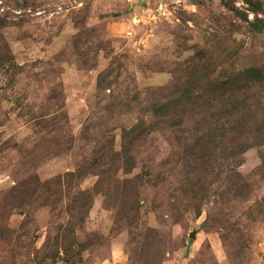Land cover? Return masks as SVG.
Masks as SVG:
<instances>
[{"label": "rangeland", "instance_id": "obj_1", "mask_svg": "<svg viewBox=\"0 0 264 264\" xmlns=\"http://www.w3.org/2000/svg\"><path fill=\"white\" fill-rule=\"evenodd\" d=\"M236 9L254 20L246 0H0V264H264L259 149L242 158L244 189L227 169L197 199L189 165L173 164L182 135L162 119L134 144L132 174L100 193L90 171L178 87L201 94L196 71L216 82L264 67V34ZM222 146L233 156L234 138ZM58 178L49 206L31 195Z\"/></svg>", "mask_w": 264, "mask_h": 264}, {"label": "trees", "instance_id": "obj_2", "mask_svg": "<svg viewBox=\"0 0 264 264\" xmlns=\"http://www.w3.org/2000/svg\"><path fill=\"white\" fill-rule=\"evenodd\" d=\"M246 2L250 6L249 12L254 15V20H249L248 13L243 14L237 9L236 13L248 23L251 32L257 35L264 34V19L259 17L260 5L254 0H246ZM201 73L196 71L191 77L194 80V86L204 83L201 94L197 93V90L193 89L194 87L190 84L186 89L178 87L171 94L175 103L170 102L151 109L150 113L155 119L152 126L147 127L145 120L141 121L131 130L124 131L121 152H115L113 148H110L109 151L100 154L90 168L91 173L99 177L96 186L98 192L103 193V184L114 180L120 171L126 175L133 173L137 167L134 144L147 137L150 132L158 130L162 119H171L172 122L168 123L171 125L170 129H178L179 134L182 135L179 138L182 142L179 147L181 151L175 155L173 164L189 165L188 168L192 175L188 178V183L193 189L187 188L188 191L185 192H189L197 199L199 196L209 194L210 188L206 187L209 178H219L218 180L222 181V175L227 169L231 172V178L239 181L236 185L237 191L244 189L247 183L238 169L245 153L253 148L261 151L263 161L261 170L264 171V104L260 102L263 99L261 91L264 88V67L253 66L240 71L234 78L226 77L216 82H212L209 74L201 75ZM191 119L194 121V127L183 129L191 125L192 122H189ZM230 138H234L233 156H230L229 150L222 146ZM231 160L235 163L237 170H231L228 167L232 163ZM151 175L153 180L158 177L154 170ZM69 176L75 177V174ZM139 179L141 178L136 177L124 181L126 190L130 191L134 199L140 193ZM60 184L61 178L42 185L38 184L34 189L32 187L31 195L39 192L45 197L43 198L45 205L49 206L50 199L55 195L53 189ZM30 191L28 188L20 194H25L27 197ZM85 196L74 200L80 210L79 214H87L91 209L93 198ZM70 232L74 233L73 230ZM64 251L68 254L70 250L65 249Z\"/></svg>", "mask_w": 264, "mask_h": 264}, {"label": "water", "instance_id": "obj_3", "mask_svg": "<svg viewBox=\"0 0 264 264\" xmlns=\"http://www.w3.org/2000/svg\"><path fill=\"white\" fill-rule=\"evenodd\" d=\"M192 238L195 239V235H193Z\"/></svg>", "mask_w": 264, "mask_h": 264}]
</instances>
